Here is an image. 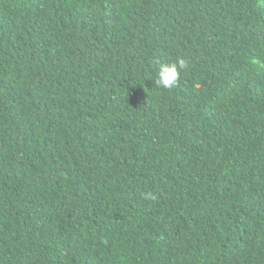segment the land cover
Returning <instances> with one entry per match:
<instances>
[{
  "label": "trees",
  "instance_id": "1",
  "mask_svg": "<svg viewBox=\"0 0 264 264\" xmlns=\"http://www.w3.org/2000/svg\"><path fill=\"white\" fill-rule=\"evenodd\" d=\"M0 264H264V0H0Z\"/></svg>",
  "mask_w": 264,
  "mask_h": 264
},
{
  "label": "clouds",
  "instance_id": "2",
  "mask_svg": "<svg viewBox=\"0 0 264 264\" xmlns=\"http://www.w3.org/2000/svg\"><path fill=\"white\" fill-rule=\"evenodd\" d=\"M158 65L157 78L155 79V84L157 87L164 90H171L176 87L181 72L187 70L188 63L184 59H179L173 63L166 62H156Z\"/></svg>",
  "mask_w": 264,
  "mask_h": 264
}]
</instances>
